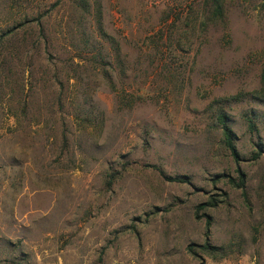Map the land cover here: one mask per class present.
Here are the masks:
<instances>
[{
	"label": "rangeland",
	"instance_id": "obj_1",
	"mask_svg": "<svg viewBox=\"0 0 264 264\" xmlns=\"http://www.w3.org/2000/svg\"><path fill=\"white\" fill-rule=\"evenodd\" d=\"M0 264H264V0H0Z\"/></svg>",
	"mask_w": 264,
	"mask_h": 264
},
{
	"label": "trees",
	"instance_id": "obj_2",
	"mask_svg": "<svg viewBox=\"0 0 264 264\" xmlns=\"http://www.w3.org/2000/svg\"><path fill=\"white\" fill-rule=\"evenodd\" d=\"M84 1V0H82ZM223 1L224 0H205V2H207V5L209 6L210 10L213 13V16L215 17H222L223 15ZM209 3V4H208ZM96 12L98 14H100V4L96 1ZM96 22H97V28L99 31V34L101 36H104L105 33L102 30L101 27V21L99 19V16H96ZM218 120H219V124L221 127V132H222V136H223V142L225 147L230 151L232 157L235 159V161L239 160L235 145L233 143V132L232 129L230 128V126L227 123V118L225 116V114L220 113L218 115ZM248 127L249 129L253 130L254 128V124L253 121L251 119H248ZM261 151H258L257 153L254 154V158H258L260 156ZM162 174V173H161ZM164 176V175H163ZM222 176H226L228 178V181L235 187H238L242 190L243 195L245 196V178H244V174L242 172H240L238 170V177L237 180L233 179L232 177H229L228 175H217L216 178H220ZM164 178H166L169 181H173V182H187V179L185 177H166L164 176ZM112 181V179H109L108 183L110 184ZM206 205V203H201L200 205H198V209L202 208ZM196 217L198 218L199 215L196 214ZM210 224V220L207 219L206 220V226L209 227ZM204 248L207 247V245H203ZM188 251L192 254H196V252L192 249L191 245L188 246Z\"/></svg>",
	"mask_w": 264,
	"mask_h": 264
}]
</instances>
